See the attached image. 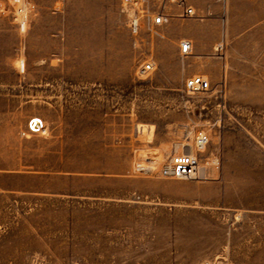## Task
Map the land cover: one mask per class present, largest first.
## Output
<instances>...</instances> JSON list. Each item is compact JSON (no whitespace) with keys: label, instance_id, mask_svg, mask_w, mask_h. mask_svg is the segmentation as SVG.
I'll return each instance as SVG.
<instances>
[{"label":"rangeland","instance_id":"374dc122","mask_svg":"<svg viewBox=\"0 0 264 264\" xmlns=\"http://www.w3.org/2000/svg\"><path fill=\"white\" fill-rule=\"evenodd\" d=\"M177 6L0 0V117L31 111L0 132V166L33 173L0 172V264H264V28ZM192 75L210 88L186 92ZM175 154L194 177L158 173Z\"/></svg>","mask_w":264,"mask_h":264},{"label":"crops","instance_id":"0c3cea01","mask_svg":"<svg viewBox=\"0 0 264 264\" xmlns=\"http://www.w3.org/2000/svg\"><path fill=\"white\" fill-rule=\"evenodd\" d=\"M185 3L191 6L195 13L197 11L205 14L206 20L210 21L216 29H232L235 27L264 28V0H185ZM177 10H180L179 6H177ZM238 14L242 16L239 17ZM237 23L243 24L237 25ZM206 42L213 43L212 40H206ZM30 113V110L19 109L13 113V118L3 113L0 117V132L7 137L14 134L18 127H24ZM6 141L7 144L2 146V148L8 150L10 148L8 138ZM19 165L20 162L18 161H3L0 166V172L21 174L24 177L27 174H33L30 171L21 170L17 167ZM20 181L19 185L21 187L30 186L28 183L30 181L26 179Z\"/></svg>","mask_w":264,"mask_h":264},{"label":"built area","instance_id":"2783aa9c","mask_svg":"<svg viewBox=\"0 0 264 264\" xmlns=\"http://www.w3.org/2000/svg\"><path fill=\"white\" fill-rule=\"evenodd\" d=\"M175 2L180 7L179 16L180 17H192L195 15V10L185 3V0H175ZM167 15L161 12H157L152 18L153 24H161L167 20ZM127 27L134 37H137L140 33L141 21L140 15L137 12H133L127 17ZM192 49V43L187 38H182L179 41V52L182 55H188ZM155 69V62L153 60H145L142 62L137 69L140 75L148 74ZM184 90L186 92H198L206 91L210 88V84L207 79L203 78L201 75H192L185 79L183 84ZM27 132L30 134H41L45 132L46 126L42 118L38 116L30 117L26 122ZM197 143L202 145L206 142V137L204 135H199L197 137ZM198 159L196 156L191 154H175L171 156L169 162L163 165L158 173L161 176H173V177H194L198 170ZM145 170L144 168H142Z\"/></svg>","mask_w":264,"mask_h":264},{"label":"bare ground","instance_id":"6f19581e","mask_svg":"<svg viewBox=\"0 0 264 264\" xmlns=\"http://www.w3.org/2000/svg\"><path fill=\"white\" fill-rule=\"evenodd\" d=\"M22 19H23V17H21ZM23 24H25V23H23Z\"/></svg>","mask_w":264,"mask_h":264}]
</instances>
